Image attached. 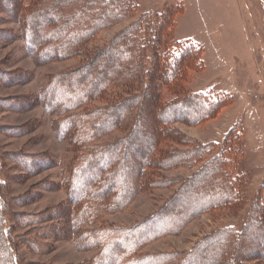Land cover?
Wrapping results in <instances>:
<instances>
[{
    "label": "trees",
    "instance_id": "trees-1",
    "mask_svg": "<svg viewBox=\"0 0 264 264\" xmlns=\"http://www.w3.org/2000/svg\"><path fill=\"white\" fill-rule=\"evenodd\" d=\"M174 3L153 14L140 11L138 0H0V9L20 26L35 64L78 59L41 88L47 115L62 119L57 137L68 141L75 158L63 180L69 219L55 212L52 220L68 221V236L96 251L86 264H196V258L198 264H264V186L249 197L239 136L231 130L218 149L176 126L199 127L232 99L187 88L191 74L204 69V50L189 40L176 41L183 4ZM122 24L111 39H100ZM115 131L125 132L121 140L100 143ZM35 160L26 163L48 162ZM178 168L196 170L185 177L160 176ZM3 169L0 164L5 174ZM148 187L173 190L162 209L117 233L91 228L99 214L125 209ZM10 199L0 180V264H20L16 251L23 238L5 218ZM244 210L240 229L211 231L187 255L140 254L145 245L203 214Z\"/></svg>",
    "mask_w": 264,
    "mask_h": 264
},
{
    "label": "rangeland",
    "instance_id": "rangeland-1",
    "mask_svg": "<svg viewBox=\"0 0 264 264\" xmlns=\"http://www.w3.org/2000/svg\"><path fill=\"white\" fill-rule=\"evenodd\" d=\"M175 1L138 0V5L140 11L155 14ZM180 1L183 12L176 17L175 39L189 40L204 50V69L191 74L187 88L226 95L232 104L199 127L176 126L190 138L214 143L218 149L234 129L239 136L243 168L250 178L249 197L253 198L264 186V0ZM124 25L103 32L100 39H111ZM34 62L25 50L20 26L1 8L0 164L5 174L0 172V180L11 198L9 213H13L5 218L13 233L23 238L16 251L20 264H86L96 251L79 247L77 238L73 240L67 234L71 230L68 221L61 220V215L68 218L71 205L63 180L75 158L68 141L57 137L62 119L47 115L41 94L49 76L72 68L78 59L43 65ZM124 135L123 131H115L101 138L100 143L118 142ZM38 157H47L48 162L29 167L27 160L34 163ZM21 158L24 160L19 163ZM195 170L178 168L163 171L160 176L185 177ZM95 175L94 171L88 181ZM172 191L145 188L125 209L99 214L91 228L116 232L137 224L162 209ZM55 212L61 217L52 220ZM244 215L245 210L237 215L229 211L203 214L145 245L140 254L187 255L211 231L226 226L240 229ZM39 228L46 229L36 232ZM194 260L196 264L201 261Z\"/></svg>",
    "mask_w": 264,
    "mask_h": 264
}]
</instances>
